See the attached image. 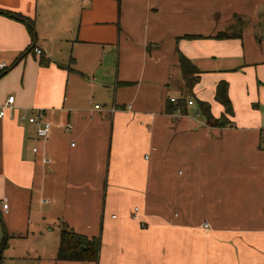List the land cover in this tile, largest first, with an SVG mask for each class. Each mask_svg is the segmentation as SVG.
Segmentation results:
<instances>
[{"label":"crops","instance_id":"0c3cea01","mask_svg":"<svg viewBox=\"0 0 264 264\" xmlns=\"http://www.w3.org/2000/svg\"><path fill=\"white\" fill-rule=\"evenodd\" d=\"M0 9L36 29L0 15V108L15 97L0 119L1 264H264V0ZM31 45L42 54L14 64ZM180 54L199 70L181 106ZM201 103L225 122L209 124ZM36 110L47 139L22 120ZM63 228L99 237L98 261L57 260Z\"/></svg>","mask_w":264,"mask_h":264},{"label":"trees","instance_id":"16d2710c","mask_svg":"<svg viewBox=\"0 0 264 264\" xmlns=\"http://www.w3.org/2000/svg\"><path fill=\"white\" fill-rule=\"evenodd\" d=\"M0 15L7 16L9 18L15 19L24 23L33 39L36 38V29L34 21L20 13L1 10ZM227 34L221 33L218 34L217 38H225ZM191 37V36H188ZM35 45L29 46V48L21 55V57L14 63L16 64L18 61L22 60L29 52L33 51ZM41 63L45 64L44 59H41ZM180 65L183 70L187 94L181 99V103L184 104L188 96H192V90L194 85L198 80L199 70L197 67L190 61L188 57L184 54H180ZM10 68H6L0 72V78L5 75ZM216 100L220 102L224 108L225 113L232 115L233 114V106L231 100L228 95V83L225 81H221L216 90ZM178 105V106H179ZM201 109L204 116L207 119V122L211 125L215 123H220L221 121L225 122V117L223 116L219 120H215L213 115L210 112V107L206 103H201ZM6 238L3 241L1 246V253L3 248L6 245ZM101 247V241L99 237L89 238L88 236L76 233L70 228H63L61 230V238H60V246L57 254V260L59 261H84V262H97L99 258V252ZM0 253V254H1ZM1 264V260H0Z\"/></svg>","mask_w":264,"mask_h":264},{"label":"built area","instance_id":"2783aa9c","mask_svg":"<svg viewBox=\"0 0 264 264\" xmlns=\"http://www.w3.org/2000/svg\"><path fill=\"white\" fill-rule=\"evenodd\" d=\"M34 51L38 55L42 54V50L37 47L34 48ZM5 68H6L5 63L0 64V71L4 70ZM14 99H15L14 96H10L7 101L6 106L0 108V119L6 116V108L10 106L11 104H13ZM172 100L175 101L176 99H172ZM189 103L192 104L193 102L190 101ZM96 108L100 109L101 107L100 105H96ZM22 120L28 121L29 123L34 124L37 127L36 134L39 139H47L51 135L52 123L49 120H47L45 111L43 110L33 111L30 114V116L23 117ZM33 150L34 152H38L37 147H34ZM49 161H50L49 159L44 158V162H49ZM3 208L7 209L8 204L4 203ZM135 210H137V208ZM206 226L208 227V224H206Z\"/></svg>","mask_w":264,"mask_h":264},{"label":"rangeland","instance_id":"374dc122","mask_svg":"<svg viewBox=\"0 0 264 264\" xmlns=\"http://www.w3.org/2000/svg\"><path fill=\"white\" fill-rule=\"evenodd\" d=\"M186 148H187V151H191L192 149V145H186ZM0 227H1V222H0ZM58 229V228H57ZM58 231H59V229H58ZM6 253H8V252H6ZM6 253H5V256H7L6 255ZM28 258V257H27ZM8 260V259H7ZM6 260V261H7ZM56 262H49V261H44L42 264H55ZM6 264H38V262H36V261H32V260H24V258H21V259H19V260H17V261H12V260H10V261H7L6 262ZM59 264V263H58ZM67 264H70V262H68ZM75 264H89V263H83V262H79V263H75ZM96 264V263H95Z\"/></svg>","mask_w":264,"mask_h":264}]
</instances>
